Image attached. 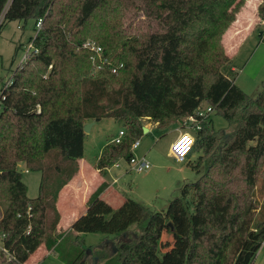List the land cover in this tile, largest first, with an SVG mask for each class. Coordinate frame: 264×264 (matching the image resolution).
<instances>
[{"label":"trees","instance_id":"obj_1","mask_svg":"<svg viewBox=\"0 0 264 264\" xmlns=\"http://www.w3.org/2000/svg\"><path fill=\"white\" fill-rule=\"evenodd\" d=\"M131 1L152 24L144 33L120 28L130 0H0V31L7 21L43 19L31 38L35 49L0 96V264H26L43 244L57 250L64 233L55 206L59 189L47 181L46 165L55 182L74 177L85 154L86 123L114 118L127 128L122 142L109 143L98 156L96 167L105 171L133 155L142 119L166 127L196 116L203 102L233 131L223 138L210 114L201 119L191 150L198 155L188 162L200 176L185 181L167 209L133 198L115 208L102 196L103 182L71 229L106 235L89 246L101 264H151L146 257L158 264V222L179 204L187 233L182 264H262L256 257L264 242V203L254 197L264 158V81L256 96L245 92L236 72H226L232 68L223 44L246 0ZM87 39L104 48L108 63L99 70L81 47ZM114 55L124 64L116 71ZM20 162L41 172L36 197L27 193ZM79 240L69 264H89Z\"/></svg>","mask_w":264,"mask_h":264},{"label":"rangeland","instance_id":"obj_2","mask_svg":"<svg viewBox=\"0 0 264 264\" xmlns=\"http://www.w3.org/2000/svg\"><path fill=\"white\" fill-rule=\"evenodd\" d=\"M136 3L137 1L132 3L130 0L129 5L125 9L126 14L122 21L123 27L119 25L123 31L125 30L131 34L144 33L152 25L145 12L137 8ZM262 3L263 0H246L236 14L235 21L223 35V44L227 54L230 56V67L232 68L231 71L226 68V72H236V83L251 96H256L259 93L262 88L261 83L264 81V12L259 10ZM251 15L256 17V24H247L244 29L236 33L237 35L240 34L238 37H233L231 35L233 29L240 25L243 18ZM251 20L252 18H250L249 21L251 22ZM34 24L35 23L32 19L25 22L19 20L7 21L4 23L0 31V96L4 86L10 81L14 70L22 64V60L26 54L31 38L36 33ZM110 59L117 64L116 70L123 67L124 64L122 61H117L115 55L110 57ZM207 107L208 104L203 102L201 108L206 111ZM1 109L2 106L0 103V112ZM208 114H210L213 119L214 128L218 130L221 135L223 134V138L229 137L233 128L228 125V121L214 110L210 111ZM198 121L192 120L191 116H185L171 125L162 127L158 124H154V122L142 119L141 123L144 126L151 127L148 131H143L140 135L139 147L132 150V152L138 157L145 156L150 162L151 167L143 172L127 169V172L124 173L118 183L122 189H120L123 194L122 197L117 201L110 200L108 196L103 197L115 208H117L126 198H133L146 203L157 210L167 209L169 201L179 193L181 185L185 181H194L200 176L188 164L190 156H192L193 159L198 155L196 152L192 151L184 161H180L171 151L172 143L178 133L183 134L188 132L192 136L196 135V125L198 124ZM120 128L127 129L122 121H117L114 118H104L97 121L93 129L88 132L85 139L86 158L94 161V163H85V165L82 166L81 161H79V170L68 182L75 180L76 175L79 174L81 170L88 172L87 175L94 180H97L99 175L105 174V171H107L108 168H106L105 171H97L96 161L99 154L104 150L107 144L111 143L112 137L118 133ZM122 164L128 165L124 159L122 160ZM126 165L118 168L117 173H122V169L125 170ZM25 166L26 165H22L19 169L22 170L23 180L27 184V193L29 197L33 198L39 193V185L42 175L39 170L29 169V171H26L27 167ZM46 167V178L47 181L52 183V189L61 190V188L68 182L64 184L63 181L55 182L52 180L55 176L53 168L51 165H46ZM257 176V190L254 200L255 203H258L261 206L264 203V158L261 161ZM57 200L55 202L56 208ZM61 202H63L62 199ZM0 210H2L1 207ZM259 210L260 209L257 208V211ZM58 212L61 217L60 211ZM84 234H86V237L83 238V236H77L73 231L66 229L59 241L57 250H53L54 252L51 251L42 259V261H39L38 264H69L81 249L76 243L77 238L80 240L83 239L87 247L90 246L88 243H93L92 246L98 245V242L100 241L99 234ZM168 238L169 237L162 235L164 243L162 244L161 249H159L158 254L161 261H164L167 253L172 250L170 249L168 251V249L174 246L175 240L170 241ZM41 246H44V244ZM111 249V246L107 248L105 256L111 253ZM41 251L42 249H38L26 264H32L35 262L36 260L34 261L33 258L40 254ZM95 252L94 249L89 254H86L89 264H101L102 261L100 259L94 260L92 258ZM145 260L147 262L149 261L151 264H155L151 257H146ZM256 260L264 264V243L257 252ZM161 261L158 260L156 263L163 264Z\"/></svg>","mask_w":264,"mask_h":264},{"label":"crops","instance_id":"obj_3","mask_svg":"<svg viewBox=\"0 0 264 264\" xmlns=\"http://www.w3.org/2000/svg\"><path fill=\"white\" fill-rule=\"evenodd\" d=\"M250 18H252L251 22L249 21ZM255 20H256L255 16H252V15L246 16L245 18L242 19V22L240 23V25H238V27L233 29V31L231 32V35L233 37H238V35H240V34L237 35L236 33L240 32L242 29H244V27L249 23H253V25H255L256 24ZM154 124H157V123H154ZM94 125L91 127V130L93 129ZM147 127L149 130L151 126H147ZM87 134H88V132H86V136H87ZM178 135H179V133H178ZM178 135L176 136V138L178 137ZM89 160L90 159L86 158V155L84 154V157L82 159H80L79 161H81L82 166L85 165V163L86 164L94 163V161H92V160L89 161ZM190 160H192V156L189 157L188 162ZM22 165H26V164L24 162H20L19 167ZM123 165H126V164H122L121 167H123ZM25 167H27V166H25ZM125 167H126L125 170L122 169L123 171L120 174L117 173L118 168H114V167L109 168L108 167L107 171H105V174L99 175L97 177V180H94L92 177H89L87 175L88 172L81 170L80 173L76 175L75 180L65 184L61 188V190H59V192H60L59 193L60 199L58 196L59 202L57 200V209L61 213V217H60V221H59V225H58V230L63 231V232L66 229L73 231L71 229V224L73 223L74 220H76L80 215H82L84 213V211L86 210V207H87L89 197L91 196L93 191L103 182L107 183V187L102 192V196H105V197L108 196L110 200H115V201L119 200L123 194L121 193V190H122L121 186H119L118 183H119L120 178L124 175V173L127 172L128 166L126 165ZM26 171H29V169L26 168ZM97 171H99L98 168H97ZM91 185H93V186H91ZM61 199L63 200V202H61ZM1 213H2V210H1L0 214ZM158 226H159V233H160V237H159L160 249H161L162 244L164 243L163 239H162V235L169 237L168 240H170V241L175 240V242H174V246L172 248L170 247L168 249V251L170 249H172V250H171V252L167 253V256H166L164 261H161V259L159 258L158 255H155V256L163 264H182V258H183L182 249L185 245L186 234H187L186 228H185V222L183 219L182 206L179 204H176L170 210V213H169L167 219L160 220L158 222ZM73 232L77 236H83V238L86 237V234H84V233H77L75 231H73ZM96 234L100 235V237H99L100 241L98 242V244L102 240L106 239L105 234H100V233H96ZM110 237H112V236L110 235ZM0 243H1V236H0ZM88 244L93 245V243H88ZM181 244H182V246H181ZM95 246H97V245H95ZM38 249H42V251L40 254H38L37 256H35L33 258V260L34 261L36 260V261L33 262L32 264H38L39 261H42V259L47 254H49L51 251L54 250L53 248L48 249L45 246H40ZM37 250H35L30 255V257L35 252H37ZM30 257H29V259H30ZM92 258L94 260H96L95 256H93Z\"/></svg>","mask_w":264,"mask_h":264},{"label":"built area","instance_id":"obj_4","mask_svg":"<svg viewBox=\"0 0 264 264\" xmlns=\"http://www.w3.org/2000/svg\"><path fill=\"white\" fill-rule=\"evenodd\" d=\"M3 16L0 17V23L2 22ZM42 18H39L38 21L35 24V30L36 33L35 35L38 33V31L40 30L41 26H42ZM34 35V36H35ZM33 36V37H34ZM81 47L83 49H86L90 52L91 54V59L93 60L94 64H95V69L99 70L100 68H102L104 63H108V59L104 56V48L102 47L101 44H99L96 40L93 39H87L86 41H84L81 45ZM34 43L33 40L31 39L28 49L26 51V54L23 58L22 61H24L27 57L28 52L34 50ZM122 65V64H121ZM116 70V67L113 68V71ZM11 82L10 81L7 83L9 84ZM6 84V85H7ZM212 107L208 106L206 111L204 109H202L201 107L198 109L197 111V115L196 116H191L192 120H196L198 121V124L196 125V129L200 128V121L202 118H205L208 113L210 111H212ZM208 112V113H207ZM127 134V130L125 128H120L118 133L116 135H114L111 139V143H120L122 142L124 136ZM185 144L181 147L178 148L177 146L181 144V141H185ZM195 143V136H192L190 133H183V134H179L178 137L174 140V142L172 143V154L180 161H184L190 154L193 145ZM140 145V138L135 139V141L132 144V150H135L136 148H138ZM122 160L123 159H118L116 160L111 167L109 168H119L122 166ZM126 162L128 163V169L129 170H134L137 172H143L148 170L151 167L150 162L148 161V159H146L145 156L142 157H138L136 155H132L130 157V159L126 160ZM264 243V242H263Z\"/></svg>","mask_w":264,"mask_h":264},{"label":"water","instance_id":"obj_5","mask_svg":"<svg viewBox=\"0 0 264 264\" xmlns=\"http://www.w3.org/2000/svg\"><path fill=\"white\" fill-rule=\"evenodd\" d=\"M99 120H101V118H96L95 120H92V121L86 123L85 126H84V130H85V132H90L91 127H92L97 121H99ZM143 130H144V132L148 131V127H147V126H144V127H143ZM121 238H123L124 240H126V239H127V237H126V233H123L122 236H121ZM112 244H113V243H112ZM86 249H87V250H86V254H89L90 252H92V248L87 247ZM95 258H96V260H98V259H99V256H95Z\"/></svg>","mask_w":264,"mask_h":264},{"label":"snow or ice","instance_id":"obj_6","mask_svg":"<svg viewBox=\"0 0 264 264\" xmlns=\"http://www.w3.org/2000/svg\"><path fill=\"white\" fill-rule=\"evenodd\" d=\"M185 142H186V139H185V141H181V144L178 145L177 147H178V148H181V147L185 144Z\"/></svg>","mask_w":264,"mask_h":264}]
</instances>
